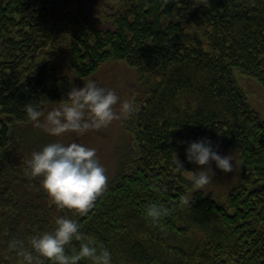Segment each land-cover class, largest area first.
<instances>
[{
  "label": "trees",
  "instance_id": "obj_1",
  "mask_svg": "<svg viewBox=\"0 0 264 264\" xmlns=\"http://www.w3.org/2000/svg\"><path fill=\"white\" fill-rule=\"evenodd\" d=\"M113 64L134 73L138 111L123 118L128 147L114 177L80 216L27 171L31 153L60 138L25 106L46 113L73 76ZM237 75L264 90V0H0V264H17L9 240L51 231L60 215L114 264H264V117ZM202 138L238 161L223 203L211 189L221 171L192 188L198 165L186 149ZM152 203L172 209L159 225L146 216Z\"/></svg>",
  "mask_w": 264,
  "mask_h": 264
},
{
  "label": "clouds",
  "instance_id": "obj_2",
  "mask_svg": "<svg viewBox=\"0 0 264 264\" xmlns=\"http://www.w3.org/2000/svg\"><path fill=\"white\" fill-rule=\"evenodd\" d=\"M84 82L83 87H72L67 98L46 113L38 105L25 106L28 118L36 127L60 138L33 151L27 161V171L33 177H42L43 189L59 209H71L80 216L85 215L105 191L108 176L95 147L75 140L65 143L63 136L99 130L138 111L135 99L121 100L115 89L99 86L94 79ZM186 155L189 162L198 165L192 183V188L197 190L211 182L210 173L215 174L213 162L226 173L235 167L233 157L221 154L207 138L190 142ZM182 169L183 163L178 158L177 170ZM181 200L188 204L189 196L185 194ZM171 214L172 209L160 203H152L146 209V216L157 225ZM81 227L78 219L60 215L55 218L51 231L33 235L27 242L13 238L8 248L15 252L17 264H80L84 260L91 264H114L111 250L96 236L81 231ZM74 241L79 242L78 246Z\"/></svg>",
  "mask_w": 264,
  "mask_h": 264
},
{
  "label": "rangeland",
  "instance_id": "obj_3",
  "mask_svg": "<svg viewBox=\"0 0 264 264\" xmlns=\"http://www.w3.org/2000/svg\"><path fill=\"white\" fill-rule=\"evenodd\" d=\"M133 76L134 73L132 71L122 67L121 65L113 64L112 66L101 71L93 79L97 81L99 86L115 89L121 100H124L133 99L139 93L136 87L138 86L136 78L134 76V79ZM237 79L240 86L248 94V98L252 106L264 117V90L257 82L253 80L242 78L239 75H237ZM72 80L75 87H83L85 83L84 81H86L81 80L76 76H73ZM131 90H133V92L129 95ZM128 136L129 135L124 130L122 118L119 120H114L105 128L99 130H90L83 135H77L74 132L67 133L63 136V138L65 139V142L68 143L75 140L76 142L83 143L89 147H95L97 149L99 161L106 169L109 182L114 177L123 151H125L128 147ZM224 153H226V155L230 154L228 151L223 152V154ZM232 157L235 158L234 156ZM234 164L235 167L233 168V171L236 168L238 169V161H236V163L234 162ZM212 167L215 174L210 173V175H212L213 179L216 177V172H223L222 174L218 175L220 178V180H218L219 186H209L214 191L218 202L223 203L226 199V193L231 187L221 188V186L227 187L225 183H228L229 180L231 181V177L234 176L230 175V172L226 173L216 168L215 162H213Z\"/></svg>",
  "mask_w": 264,
  "mask_h": 264
},
{
  "label": "bare ground",
  "instance_id": "obj_4",
  "mask_svg": "<svg viewBox=\"0 0 264 264\" xmlns=\"http://www.w3.org/2000/svg\"><path fill=\"white\" fill-rule=\"evenodd\" d=\"M242 159V158H241ZM239 160V159H238ZM240 161V160H239Z\"/></svg>",
  "mask_w": 264,
  "mask_h": 264
}]
</instances>
